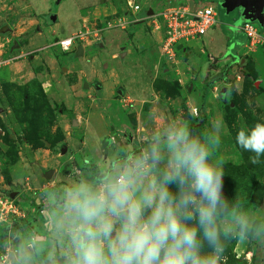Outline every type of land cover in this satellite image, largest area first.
<instances>
[{
	"label": "rangeland",
	"instance_id": "1",
	"mask_svg": "<svg viewBox=\"0 0 264 264\" xmlns=\"http://www.w3.org/2000/svg\"><path fill=\"white\" fill-rule=\"evenodd\" d=\"M130 1L142 10L134 23L121 27L119 19L131 14L128 0H0V102L5 108L0 112V264H9L17 235H35L57 249L48 220L54 201L66 184L90 178L96 165L110 158L106 144L132 149L134 137L143 138L146 128L168 119L190 120L200 108L205 118L197 131L209 129L218 117L227 127L217 150L226 160V197H244L251 222L264 224V158L253 165L252 153L235 139L242 126L264 122V49L241 48V58L250 60V77L235 51L236 39L241 47L246 41L239 29L249 19L239 5L243 1L192 0L210 3L218 23L207 34L179 43L172 58L163 53V34L147 16L150 8L159 12L169 0ZM32 17L39 19L38 26ZM255 25L264 30L259 22ZM87 30L81 60L74 55L75 46L64 52L56 44ZM228 39L233 46L226 47ZM4 42L5 51L18 42L29 53L4 64L11 57L1 50ZM215 44L231 59L223 61ZM165 80L178 93L172 94ZM97 83L105 90H98ZM225 85L229 89L221 96ZM229 103L239 109L235 116L226 114ZM65 146L67 152L61 154ZM50 170L54 174L47 179ZM16 185L23 190L15 199L10 192ZM5 230L8 238L3 240ZM225 255L227 264H264V239L230 240Z\"/></svg>",
	"mask_w": 264,
	"mask_h": 264
},
{
	"label": "clouds",
	"instance_id": "2",
	"mask_svg": "<svg viewBox=\"0 0 264 264\" xmlns=\"http://www.w3.org/2000/svg\"><path fill=\"white\" fill-rule=\"evenodd\" d=\"M225 134L222 117L203 131L168 119L134 137L132 149L106 144L110 158L54 201L57 249L17 235L9 264H227L228 242L264 239V224L251 222L244 197L224 194L226 160L217 150ZM235 139L261 163L264 122L242 126Z\"/></svg>",
	"mask_w": 264,
	"mask_h": 264
},
{
	"label": "built area",
	"instance_id": "3",
	"mask_svg": "<svg viewBox=\"0 0 264 264\" xmlns=\"http://www.w3.org/2000/svg\"><path fill=\"white\" fill-rule=\"evenodd\" d=\"M169 0L167 5L154 12V25L161 30L162 51L165 55L172 58L175 56V50L179 43L188 42L197 39L208 33L218 23V12L211 6H195L191 3L172 4ZM131 14L126 13L119 19L118 25L121 27L134 23L133 17L142 10L140 4L128 1ZM241 30L246 35L245 47L254 52L257 49H264V30L255 25V22L246 21L242 24ZM89 31H79L69 37L60 39L56 42L64 52L70 51L82 43ZM5 62V61H3ZM2 61L0 60V64ZM195 113L197 110L195 109ZM2 203V199H0ZM4 214H2V217Z\"/></svg>",
	"mask_w": 264,
	"mask_h": 264
},
{
	"label": "water",
	"instance_id": "4",
	"mask_svg": "<svg viewBox=\"0 0 264 264\" xmlns=\"http://www.w3.org/2000/svg\"><path fill=\"white\" fill-rule=\"evenodd\" d=\"M62 0H56L57 4H60ZM242 3H239L240 7L243 8L244 13L246 14L245 16H247V18H249L247 21H251V22H259V24L264 27V0H248V2H244V0H242ZM232 8H230V10H232ZM154 11L152 8H150L147 12V16L151 17L153 15ZM52 19L54 21L57 20V16L53 15ZM85 52V48L83 45H78L77 46V51L75 53L76 57L79 56H83ZM238 56V55H236ZM242 64H244L246 62V59H242ZM261 80H257L255 82L256 87H259ZM86 86H88V84H85ZM97 88L100 89L101 86L99 83L96 84ZM229 87L227 85L222 87V94L221 96L224 95V93H226L228 91ZM119 93L122 94V91L119 90ZM5 110V108L2 106L1 102H0V112H3ZM75 123V122H74ZM130 137H132V135H130ZM67 152V147L65 146L62 151L61 154H65ZM52 174H53V170H50L47 174L48 178H52ZM22 192V188L20 185L18 186H13L12 191L10 192V196L11 198H16L20 193Z\"/></svg>",
	"mask_w": 264,
	"mask_h": 264
},
{
	"label": "crops",
	"instance_id": "5",
	"mask_svg": "<svg viewBox=\"0 0 264 264\" xmlns=\"http://www.w3.org/2000/svg\"><path fill=\"white\" fill-rule=\"evenodd\" d=\"M129 1V0H128ZM193 2L192 0H185V2L186 3H190V2ZM191 4H193V5H195V6H206V5H203V2H201V1H199L198 3H191ZM210 3H208L207 5H209ZM212 6V5H211ZM137 15V14H136ZM32 21H34L35 23H36V25L38 26V24H39V19H37V18H35V17H32ZM246 22V21H245ZM251 22V21H250ZM37 26H36V28H37ZM242 26V25H241ZM239 29L241 30V27H239ZM242 31V30H241ZM41 29H40V27H38L37 28V34L39 35H41ZM227 39V38H226ZM6 40H8L9 42H10V39L9 38H7ZM225 42V41H224ZM246 42V41H245ZM245 42L243 43V45H244V47H241V45H239V41H238V39H236V42H235V51H236V55H238V57L240 56L239 55V52H240V50H241V48H246L245 47ZM234 45V42L232 43V41H230L229 39H228V42H227V46L226 47H230V46H233ZM6 46H7V44L4 42V46L1 48V50H2V52H8V54L9 55H11V57L9 58V59H4V61H5V63L4 64H12V61L14 60V59H17V58H20V57H23L24 56V54H26L25 52H23V49H25V46L26 45H23V44H19L18 42H14V44H13V46H12V48H10V50L9 51H5V48H6ZM20 49H19V48ZM212 47V46H211ZM85 48V47H84ZM214 48L215 49H217L218 51H220V54H224L225 56H223L224 58L222 59L223 61L224 60H226V59H231V55H227V53H225V52H227V50L224 48V51L222 50V48L221 47H218V45H214ZM221 48V49H220ZM76 51H77V47H76V49H75ZM74 51V50H73ZM18 53H21V54H18ZM29 53V52H28ZM28 53L25 55V57L28 55ZM74 53V52H73ZM76 53V52H75ZM75 55V54H74ZM76 57V56H75ZM80 57H86V54H85V52H84V55L83 56H79L78 58L81 60V58ZM78 59V60H79ZM229 59V60H230ZM100 86H101V88L100 89H98V90H101V89H103V90H105V87L103 86V85H101V83H100ZM47 174L48 173H46V175H45V177L47 178V179H51V178H48L47 177ZM53 174H54V170H53ZM52 174V175H53ZM16 186H18V185H16ZM23 190V189H22Z\"/></svg>",
	"mask_w": 264,
	"mask_h": 264
},
{
	"label": "trees",
	"instance_id": "6",
	"mask_svg": "<svg viewBox=\"0 0 264 264\" xmlns=\"http://www.w3.org/2000/svg\"><path fill=\"white\" fill-rule=\"evenodd\" d=\"M249 63H250V60L249 59H246V62L241 65L242 66L241 67L242 68V71L244 72V74L246 75V77H250V75H251L250 70H249V68H250ZM230 65L231 64H229L228 66H226L225 71L230 67ZM165 84L166 85H169L170 88L173 90L172 94L178 93V90L179 89L174 88L173 82H171L170 80H165ZM253 87L256 89V87L254 85H253ZM256 90H258V89H256ZM238 110L239 109L237 107H236V109L235 108H232L231 103H229L228 104V107H227L226 114L227 115L235 116L238 113ZM204 118H205L204 108H200V112H199V115L197 117L190 118V122H191V124H192V126L194 127L195 130H197V124L200 123V122H202L204 120ZM4 127L7 128L5 125H4ZM25 141L30 142V143H34V144L37 143L36 140H31V139H28V138H25ZM6 176L9 177L8 175H6ZM224 194H225V196L227 195L226 189L224 190ZM7 234H8V232H7V230H5L3 240H6L8 238V235Z\"/></svg>",
	"mask_w": 264,
	"mask_h": 264
},
{
	"label": "flooded vegetation",
	"instance_id": "7",
	"mask_svg": "<svg viewBox=\"0 0 264 264\" xmlns=\"http://www.w3.org/2000/svg\"><path fill=\"white\" fill-rule=\"evenodd\" d=\"M235 57V56H234ZM234 59V58H233ZM243 58H241V56H240V59H239V64H242V60ZM233 61H235V59L233 60ZM129 137H130V135H129ZM132 139V137H130V140Z\"/></svg>",
	"mask_w": 264,
	"mask_h": 264
}]
</instances>
